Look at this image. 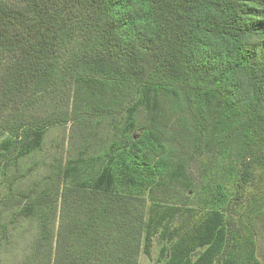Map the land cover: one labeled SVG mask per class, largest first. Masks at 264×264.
I'll return each instance as SVG.
<instances>
[{"label": "trees", "instance_id": "16d2710c", "mask_svg": "<svg viewBox=\"0 0 264 264\" xmlns=\"http://www.w3.org/2000/svg\"><path fill=\"white\" fill-rule=\"evenodd\" d=\"M72 125L26 260L264 264V0H0V192Z\"/></svg>", "mask_w": 264, "mask_h": 264}, {"label": "rangeland", "instance_id": "374dc122", "mask_svg": "<svg viewBox=\"0 0 264 264\" xmlns=\"http://www.w3.org/2000/svg\"><path fill=\"white\" fill-rule=\"evenodd\" d=\"M78 132L76 125L50 129L43 149L24 159L10 179L9 187L8 182L0 192V264H52V260H26L34 250L39 222L18 215L23 206L18 200L25 195L38 196L47 188L52 166L71 155ZM53 226L58 228L59 216L52 220ZM158 255L159 246L155 244L152 257L142 255L139 264H154Z\"/></svg>", "mask_w": 264, "mask_h": 264}]
</instances>
